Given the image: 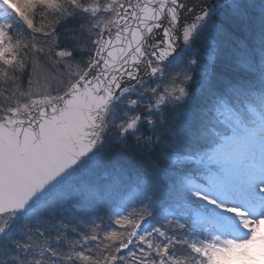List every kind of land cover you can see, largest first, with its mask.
<instances>
[{"label":"snow or ice","instance_id":"1","mask_svg":"<svg viewBox=\"0 0 264 264\" xmlns=\"http://www.w3.org/2000/svg\"><path fill=\"white\" fill-rule=\"evenodd\" d=\"M18 9L0 0V264H211L254 239L264 0Z\"/></svg>","mask_w":264,"mask_h":264},{"label":"rangeland","instance_id":"2","mask_svg":"<svg viewBox=\"0 0 264 264\" xmlns=\"http://www.w3.org/2000/svg\"><path fill=\"white\" fill-rule=\"evenodd\" d=\"M45 82L47 86V79H45ZM43 85L44 80L40 78L39 87ZM168 227H176L175 219L168 222ZM252 227V237H254V239L245 244L243 247L224 250L223 252L214 255L211 258V263L216 264L218 261L220 264H264V222L254 224ZM20 238L23 239L22 236ZM25 242L30 243V241ZM58 251H60L62 256L65 254L63 250ZM0 255L7 258L8 252L6 251ZM47 259V257L42 258L41 264H46ZM61 264H63V262H61Z\"/></svg>","mask_w":264,"mask_h":264},{"label":"trees","instance_id":"3","mask_svg":"<svg viewBox=\"0 0 264 264\" xmlns=\"http://www.w3.org/2000/svg\"><path fill=\"white\" fill-rule=\"evenodd\" d=\"M13 2H14V5H16V6L19 5L18 10H20V9H23V8L28 7L31 4H33L34 0H14ZM102 2H106V0H102ZM82 22L83 21L79 17H76V18L68 21V24L78 26ZM63 27L64 26L62 25L61 28H63ZM60 39H61L62 43H64V44H67V45L72 44V40L69 39L68 37L64 36V35H61ZM41 42L43 43V41H41ZM76 55H77V59L79 60L81 58L80 57L81 54L76 53ZM216 70H217V72H228V71H230V67H229L226 60L221 59L220 61L217 62V69ZM55 71L58 72L59 70L56 69ZM46 74H47V84L48 85L46 86L44 75H42L41 78L44 80V85L39 87L40 91L44 92V93H49V94H56L60 90V88L63 87V83L60 79L53 78L54 73L49 72L47 69H46ZM65 78H66V74H65ZM33 90H35V88ZM105 156H106V158H111L113 156H116L114 144L106 145ZM117 158L123 159V157H119V156H117ZM93 195H94V193L85 192L83 194V199H85V200L90 199ZM83 199H82V202H85V201H83ZM60 250H62V249H60ZM179 264H194V262L190 257H188L185 254H182L181 257L179 258ZM216 264H218V263H216Z\"/></svg>","mask_w":264,"mask_h":264},{"label":"water","instance_id":"4","mask_svg":"<svg viewBox=\"0 0 264 264\" xmlns=\"http://www.w3.org/2000/svg\"><path fill=\"white\" fill-rule=\"evenodd\" d=\"M209 2H212V0H209Z\"/></svg>","mask_w":264,"mask_h":264}]
</instances>
